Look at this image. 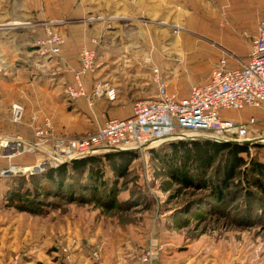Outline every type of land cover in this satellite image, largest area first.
Returning a JSON list of instances; mask_svg holds the SVG:
<instances>
[{"label": "rangeland", "instance_id": "374dc122", "mask_svg": "<svg viewBox=\"0 0 264 264\" xmlns=\"http://www.w3.org/2000/svg\"><path fill=\"white\" fill-rule=\"evenodd\" d=\"M84 2L88 0L71 3L75 12L83 8V15L74 14L77 20L67 15L65 21L57 20L56 5L49 4L46 16L27 22L33 38L31 66L0 71L13 82H0V135L20 134L29 140L35 112L52 119L54 133L69 137L94 132L108 117H120L107 103L94 107L97 116L91 108L89 115H78L83 101H70L63 92L79 67L81 48L94 35L99 34L102 46L95 72L85 78L88 88L101 79L126 89L135 82L133 74L150 75L156 65L166 73L169 87L185 92L204 82L219 58L245 61L264 18V0H175L160 4L155 13L147 7L129 10L132 15L116 12L117 6L107 9L104 0L95 10ZM68 23L80 26L71 30V43L60 55L43 53L46 28L53 26L65 36L59 26ZM121 42L126 44L123 51L117 49ZM145 81L152 89L150 78ZM124 100L114 106L126 105L121 113L128 114L132 102ZM13 104L25 108L22 124L5 119ZM251 114L248 108L226 113L233 119ZM254 128L263 137L257 142L264 144V120ZM153 148L139 151L124 176L105 162V182L97 192L78 190L65 196H44L27 182L30 170L2 174L10 166L0 162L2 175L16 176L7 182H15L14 202L6 204L0 187V264H140L148 247L156 251L159 264H264V203L248 196H262L261 189L241 177L222 197L212 196L210 186L172 178ZM14 149L12 145L6 153L12 155ZM255 151L264 155V150ZM5 158H13L15 167L35 165L39 159L25 153ZM19 201L41 205L44 212H23L15 207Z\"/></svg>", "mask_w": 264, "mask_h": 264}, {"label": "built area", "instance_id": "2783aa9c", "mask_svg": "<svg viewBox=\"0 0 264 264\" xmlns=\"http://www.w3.org/2000/svg\"><path fill=\"white\" fill-rule=\"evenodd\" d=\"M65 41L60 31L49 26L40 43L42 52L60 55ZM99 42V35H94L89 44L83 45L79 53V68L73 70L72 79L63 88L68 100L84 99L93 113L98 101H115L118 95L117 87L108 81L97 79L91 88L86 85V76L95 72L98 66L95 59ZM152 80L157 87L155 95L136 100L129 117L107 118L97 130L81 137L54 133L52 119L35 112L29 124V140L20 134L0 135V156L10 158L14 154H33L39 158L35 165L18 168L26 173L29 170L38 173L52 164L64 163L87 154H101L111 151V147L144 151L164 142L201 135L216 141L250 144L263 140V137L254 133L258 123L255 116L239 121L228 117L226 113L264 107V19L257 24L250 59L242 66L230 68L226 58L219 59L210 79L193 85L185 96L170 92L168 80L156 65L152 68ZM24 113L25 108L21 104H13L5 119L12 124H22ZM12 145L14 154H7L6 149ZM14 167L3 169L2 174ZM139 260L140 264H159L157 253L152 247L144 250Z\"/></svg>", "mask_w": 264, "mask_h": 264}, {"label": "trees", "instance_id": "16d2710c", "mask_svg": "<svg viewBox=\"0 0 264 264\" xmlns=\"http://www.w3.org/2000/svg\"><path fill=\"white\" fill-rule=\"evenodd\" d=\"M101 40L100 38V42L96 46V63H98L102 46ZM63 48L64 45L62 51ZM89 114L87 113V115ZM253 148L264 150V144L261 142L250 144L216 141L195 137L165 142L161 147L153 148L152 152L156 159L161 160L163 167L167 169L172 178L188 185L203 184L210 186L213 192L212 196L218 198L225 195V190L235 180H240L242 177L248 184H254L261 189L262 196H255L254 192H249L248 196L249 198L254 197V201L258 200L257 203L262 205L264 203V155L261 156L258 151L252 152ZM138 153V150H111L101 154H87L64 163L52 164L41 173L29 174L27 182L33 184L44 196L71 195L72 192L78 190L97 192L98 188L105 182V162L114 173L124 176L129 164L138 158ZM25 155L33 157L29 153H25ZM0 162L9 164V166L16 164L13 158L10 160L0 157ZM15 177L4 176L0 173L2 183L0 187H3L1 191L4 194L6 204L15 201V182L12 185L7 183L13 181ZM15 207L32 214L44 212L41 205L37 207V205L20 203V201Z\"/></svg>", "mask_w": 264, "mask_h": 264}, {"label": "crops", "instance_id": "0c3cea01", "mask_svg": "<svg viewBox=\"0 0 264 264\" xmlns=\"http://www.w3.org/2000/svg\"><path fill=\"white\" fill-rule=\"evenodd\" d=\"M174 1L175 0H104V4L107 9L108 7L112 8L113 6H117L116 9H120V10H116V12L129 13L130 12L129 10H131L133 11V13L134 11L135 13H137L138 10L142 11L144 7H147L146 8L147 11H149L150 13H155L158 11L160 4H170ZM71 3H74V0H0V71L1 69H9L11 67H23V68L30 67L31 66L30 56L32 55L31 48L33 44L32 43L33 38H32V30L27 22L33 18H37L41 20L42 14L43 16H46L47 8L49 4L50 5L53 4L54 6L56 5V13L57 15H59V16H56L57 20L65 21L66 20V18L64 17L65 15L70 16L68 17L70 18V20H73V21L77 20V18L79 17L75 18L74 14L79 13L80 14L79 16L83 15L82 13L83 8L79 9L78 12H75L74 10L77 9V7H75L74 9V7H71ZM99 3H100V0H88V3L84 2L83 4H88V6L92 7V9L95 10L98 7L96 4H99ZM5 21L7 23H4ZM68 25L62 24L59 26L60 30L65 33L66 41H65L63 51L66 45L67 44L69 45V43H71V41L73 40L72 35H71V30L73 28H80V26L71 25L69 23ZM201 32L204 33L205 30ZM255 34H256V30L254 32V35ZM119 45L120 46H117V49H119L120 51H123L126 47V44L122 42L119 43ZM224 58H226L228 67L230 68L240 67L249 61L250 53L247 56L245 61H241L238 59L237 60L238 64H234L233 61L228 57H224ZM219 59L215 61L213 68L216 66ZM136 74H133V76L135 75L136 77V79L134 77L135 82L132 84L133 86L131 85L130 87L126 89H122V90L117 88L118 95L115 101H108V100L98 101L95 108L97 109V105H104L107 103L108 107L109 105L112 106V108H110L112 112H118L120 118H124L132 114V105L136 100L152 98L157 91V87L152 80V71L150 73L151 76L148 75L149 73H145L144 75L143 73L139 74L140 76ZM210 74L207 77V79L202 83H205L210 79ZM128 75H132V74H128ZM162 75L166 80H168L166 77L167 75L164 71H162ZM146 78L148 79L150 78V80L152 81L153 83L152 89H150L149 87H145L147 86L146 84L148 83V81H145ZM0 82L7 83V84L13 83L12 80L9 82V80H6L5 78H2L1 76H0ZM111 84L117 87V84H114V83H111ZM169 90L170 92L176 93L179 96H185L189 93L190 89L184 92L183 90L172 88L170 85ZM121 97L122 99H120ZM124 99H129L132 102L131 104H129L131 105V110H130V107L127 106L128 109L130 110L128 114L121 113V110H122L121 107H124L126 105H123V106L120 105L117 107L114 106L120 103L119 100H123V102H125ZM80 101H83V103L78 104V107H77L78 115H80L83 112H86V114L90 113V108L88 107L86 101L84 99ZM248 109H251L252 114L249 115L247 119L246 117L235 118V119L239 121H246L250 118V116H255L260 122L264 120V107L248 108ZM95 115L97 116L96 111H95Z\"/></svg>", "mask_w": 264, "mask_h": 264}, {"label": "water", "instance_id": "95a60500", "mask_svg": "<svg viewBox=\"0 0 264 264\" xmlns=\"http://www.w3.org/2000/svg\"><path fill=\"white\" fill-rule=\"evenodd\" d=\"M110 150H112V151H116V150H118V149H116L115 147H111ZM9 173H10V172H7L6 174H9Z\"/></svg>", "mask_w": 264, "mask_h": 264}, {"label": "bare ground", "instance_id": "6f19581e", "mask_svg": "<svg viewBox=\"0 0 264 264\" xmlns=\"http://www.w3.org/2000/svg\"><path fill=\"white\" fill-rule=\"evenodd\" d=\"M17 168H18V167H16V168L14 167V168H12V169H14V170H9L8 172H10V171H11V172L16 171V170H18ZM19 171H20V170H19Z\"/></svg>", "mask_w": 264, "mask_h": 264}]
</instances>
